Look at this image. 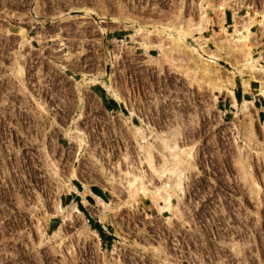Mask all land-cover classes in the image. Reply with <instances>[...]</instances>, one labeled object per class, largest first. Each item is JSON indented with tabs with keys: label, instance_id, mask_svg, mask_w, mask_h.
Listing matches in <instances>:
<instances>
[{
	"label": "rangeland",
	"instance_id": "1",
	"mask_svg": "<svg viewBox=\"0 0 264 264\" xmlns=\"http://www.w3.org/2000/svg\"><path fill=\"white\" fill-rule=\"evenodd\" d=\"M198 1L0 0V244L15 246L12 259L7 245L2 248V264L150 260L148 251L156 249L154 243L174 224L170 219L183 213L171 197L175 187L181 192L184 178L203 188L212 180L217 183L212 195L218 191L227 199L233 191L246 198L249 182L254 199L249 203L255 243L251 264H264V97L259 83L264 74L249 68L245 74L232 71L243 68L245 51L262 57L264 65L263 0H238L241 15L235 10L230 26H220L219 14L207 12L211 7L223 13L229 1L201 3V10ZM253 3L257 8L247 10ZM230 17L228 11V23ZM249 22L248 38L237 41ZM192 46L203 48L204 56ZM95 74L103 81L110 78L123 100H115L103 83L78 89L80 76ZM19 81L29 91H20ZM245 81L250 91L244 90ZM14 84L24 94L12 95ZM228 85L244 94L240 105ZM244 99L252 101L248 113L241 110ZM102 100L112 103L109 110ZM137 121L147 130L148 144L132 133ZM76 129L84 133L85 143L75 138ZM239 134L244 135L242 160L256 156L255 169L247 163L241 173L233 145L234 140L239 146ZM239 174L244 182L235 181ZM137 175L143 180L135 189L129 181ZM89 185L102 190L100 198L108 208L98 196L90 199L94 207H77L76 187L84 195ZM143 195L152 198L158 213L169 211L170 225L155 218L154 206ZM227 199L223 215L214 216L224 234L216 235L218 241L207 236V260L247 264L246 250L239 248L240 258L228 248L236 243L229 224L237 203ZM241 211L245 213L237 219L245 229L247 208ZM99 221L114 234L108 245V233L93 230L92 223ZM160 223L161 236L156 233ZM215 225L218 231L221 227Z\"/></svg>",
	"mask_w": 264,
	"mask_h": 264
},
{
	"label": "built area",
	"instance_id": "2",
	"mask_svg": "<svg viewBox=\"0 0 264 264\" xmlns=\"http://www.w3.org/2000/svg\"><path fill=\"white\" fill-rule=\"evenodd\" d=\"M201 1H202V4L204 3L205 5H207V3L218 2L220 0H199L197 5H200ZM249 5L251 6V8L248 7ZM263 5H264V0L262 1V6ZM199 7H202V6H199ZM184 8L185 6L183 7V9ZM253 8H257L255 6V3L247 5V10L252 11ZM207 9H208L207 10L208 15L210 16L209 11L214 12V10L211 7H208ZM262 9H264V7ZM247 10L245 11V13L247 12ZM228 11L229 13H231V17H230L231 23L227 22V12ZM237 14L238 16L241 15L240 6L237 8ZM221 15H223V18H224L223 24L227 23V25L229 26L230 24L233 23L234 14H233L232 8H225ZM257 25H260V24L257 23ZM251 27L252 25L250 26V29ZM19 84H20V88L18 89H20V91H24V92L29 91L30 88L28 87V85L27 86L23 85L22 81ZM14 86H15L14 88H11L12 95H16V94L21 95V93L24 94V92H16L18 90H16L17 87L15 84ZM243 136H244L243 134L237 135V137H239L240 139ZM232 139H233V136H232ZM240 139L238 141L239 146L236 147V145L234 144V140H233V145H234V153H235L234 158L235 160H239V164L237 166H238V169H240V173H241L242 172L241 167L243 165H246L247 163L252 165L253 169H255V157L256 156L255 155L253 156L251 154L250 159L249 158L245 159V161L242 160L243 156L245 155V151L240 149L241 148L240 145L241 146L243 145V140L242 139L240 140ZM239 149L241 151H239ZM196 155L197 154H195V158L196 160H198V157ZM241 161L243 164L240 163ZM197 170L199 169L197 168ZM174 177L175 176H172L171 179H173ZM239 179L244 182V180L240 178V174L238 175L237 178L235 177V181H238ZM188 181L189 180H186L184 178V181L182 182V184L184 185V192H180L178 187H175V190L173 189L174 193L172 194L171 201L175 204L177 203L181 204L183 207V213H181L179 217L170 219V221L174 222V224L178 223L176 225L168 224L167 222V216L169 215L168 210H164L161 213H158L153 204L152 198L150 196L143 195L144 199L148 200L149 203H152V205L154 206L155 214H156L155 218L162 219L164 223L166 224V227L168 225L170 226L168 230L166 231L168 233L166 235L163 230H160L161 228L160 225L162 223L157 224V227L159 230L156 233L159 234V236L163 235L162 233H164L165 234L164 236L166 237H164L159 243L157 244L154 243V246L156 247L155 250L151 249V251H148V253H150V257H153V258H150V260L149 259L145 260L142 258L143 261L140 262L139 264H210L209 261L207 260V252H206L207 246L205 245V243L211 240L209 239L210 237L215 238L216 235L223 233V229L225 230V227H223L220 223L221 221H215L216 222V225H215L214 216L216 217L218 213H220V215H223V210L225 207L223 202L226 201L227 198L225 197L226 195L220 194L218 191H217V195L215 196L212 195V190H211L212 186L217 184L216 182H213L212 180H210L211 183L209 186L207 185L208 187L206 188L205 187L203 188L201 186L193 187L191 183L189 184L190 181L189 182ZM155 182H158V178L155 179ZM246 191H247L246 198L243 195L240 196L238 194H235L233 191L229 193L232 195V197H229L230 199L229 198L227 199V201H230L232 203L234 202L237 203V204H232V207H233L232 212L234 214L235 220L233 216H231V220L233 221H231V223L229 224L233 229L232 234L235 235L234 241L236 243H235V246H234V243H232L231 244L232 246L228 248L234 249V254H238V257L240 258L242 257V254H240L239 248L242 249L241 252L246 250L247 253H244V254H246L245 256L248 257L247 264H251L253 262V258H255V251H254L255 243H254V237H253L254 230L253 228H251V222L249 223V221H251L250 218L253 215V211H252L253 208L250 207V204L254 203V199L251 197L252 192L250 191L248 181L246 183ZM245 201H247L248 205L244 204ZM160 202L162 203L163 200H160ZM242 207L247 208V214H246L247 221L244 222L245 229L242 226H240L239 220L237 219L240 216H243L242 213H245V211H241ZM143 210L145 209L143 208ZM90 220H91L90 217L86 218L87 222H90ZM150 222H152L153 224L156 223L154 221H150ZM99 223L101 224L100 226L102 228V232H107L108 235L111 236L110 239L107 238L105 240V244L108 245V243H110L112 240L115 239L113 236L114 234L106 229V225L103 224V222L99 221ZM212 224L215 225V228L216 227L217 228L221 227V228L218 231L217 230L215 231L214 227L211 226ZM93 230L96 231L97 234L98 233L100 234V231L97 228L93 227ZM246 235L248 236L245 237ZM207 236H210V237L208 238ZM215 239L216 241H218L217 237ZM219 239L221 240L220 237ZM236 262L239 263V260H236Z\"/></svg>",
	"mask_w": 264,
	"mask_h": 264
},
{
	"label": "bare ground",
	"instance_id": "3",
	"mask_svg": "<svg viewBox=\"0 0 264 264\" xmlns=\"http://www.w3.org/2000/svg\"><path fill=\"white\" fill-rule=\"evenodd\" d=\"M225 0H220V1H218V2H213V3H207V4H216V5H219V4H223V2H224ZM226 1H229V3H228V5H229V7H227V8H232V10H233V14H234V11L236 10L237 11V8L239 7V6H237L238 5V3H240V1L238 2V0H226ZM204 2V1H203ZM221 2V3H220ZM238 2V3H237ZM201 3H202V1L200 2V6H201ZM204 4V3H203ZM205 5V4H204ZM240 5V4H239ZM237 6V7H236ZM200 8V10H201V7H199ZM214 12H218L220 15H218V21H219V25L221 26V25H223V26H225V24H223V21H222V18H223V15H221L222 14V11H214ZM199 16H200V12H199V14H198V17H194V21L196 22V21H198L199 20ZM189 17H192V16H189ZM188 18V17H187ZM211 18V17H210ZM240 18V17H239ZM250 18L251 19H256V16L254 15H250ZM262 20L264 21V15H263V17H262ZM211 21V20H210ZM234 21H235V15H234ZM210 24H211V22H210ZM251 24H252V22H249L247 25H245L244 26V29H245V32H240L239 33V36H236L235 38H236V40L237 41H239V40H241V39H245V38H248V36H249V29H250V26H251ZM233 25V24H232ZM210 26V25H209ZM208 26V27H209ZM230 26V25H229ZM203 29V28H202ZM186 35L187 34H181V40H183V42L184 43H186V44H188V42H187V39H186ZM205 36V35H204ZM194 42V41H193ZM184 43H183V45H184ZM243 44H246V42L244 41V42H242ZM178 45V44H177ZM194 45V44H193ZM241 46H244V47H246V45H241ZM193 47V46H192ZM180 49H181V47H179ZM248 48V47H247ZM177 49V48H176ZM186 49V48H185ZM192 49H194V50H196V51H198V53H200L201 55H203L204 56V54H205V52L203 51V48H201V47H193ZM243 49V48H242ZM245 50H246V48H245ZM245 55V61H246V63L245 64H243L242 65V69L241 70H239V69H236V68H232V71L234 72V73H236L237 71L238 72H240L241 74H245V71H243V70H245L246 68H249V69H251V70H255V71H259L260 73H263L264 74V65H262L261 64V60H262V57H259V58H254L253 56H252V54L250 53V52H248V51H245V52H243ZM167 54H169V53H167ZM178 58H179V56H178ZM177 58V59H178ZM183 58H185V57H183ZM182 58V59H183ZM244 58V57H243ZM187 60H188V57L186 58ZM185 60V59H184ZM180 62V61H179ZM181 62H183V61H181ZM22 70H24V67L23 66H21L20 67V72H23ZM77 79V78H76ZM252 79L254 80V81H259V79L258 78H256V77H254V75H252ZM77 85H78V89L79 90H81L83 87H85V85L88 83V84H96V83H103L104 84V86H105V89H106V91L110 94V95H112V97L115 99V100H119V101H122L123 99H122V97L119 95V93L117 92V90H116V88H115V86L113 85V83L111 82V80H110V78H109V80L108 81H103V79H102V77L100 76V75H93V76H88V77H79L78 78V80H77ZM259 83H261V94H262V96L264 97V81H262V82H260L259 81ZM228 87V90L230 91V93L233 95V90L231 89V87H229V85L227 86ZM250 89V82H248V81H245V84H244V90L245 91H250L249 90ZM252 108V101L251 100H244L243 101V103H242V108H241V110H242V112H246V113H248L247 111H250V109ZM132 115H135V113L134 112H132ZM125 122H126V120H125ZM251 124V123H250ZM135 125V127H134V131L132 132L134 135H136L137 137H139V140H140V143H142V144H146L147 142H149L147 139H146V135H147V130L145 129V127H143V125L141 124V123H138V121H137V123H135L134 124ZM132 129V128H131ZM172 133V132H171ZM177 133H179V132H177ZM74 135H75V138H80L79 140H81L80 141V143L82 144V142H84L85 143V137L84 138H82L81 137V135H84V133L81 131V130H78V129H76L75 130V132H74ZM168 140V139H167ZM170 142V141H169ZM236 142H238V140H236ZM166 143H168V141L166 142ZM148 144V143H147ZM169 144H172V143H169ZM168 144V145H169ZM167 145V146H168ZM175 146L176 145H178L176 142H175V144H174ZM145 146V145H144ZM168 147H170V146H168ZM167 147V148H168ZM173 147V146H172ZM172 147L171 148H168V149H172ZM174 148V147H173ZM177 148V147H176ZM175 148V149H176ZM175 149H173V150H175ZM147 150V149H146ZM148 151H150V150H147V152ZM149 153V152H148ZM147 153V154H148ZM178 153V152H177ZM151 154L152 153H150L149 155L151 156ZM148 155V156H149ZM188 156L191 158V159H195V155L193 154L192 155V153L191 152H188ZM152 157V156H151ZM175 157L177 158V155H175ZM179 158V157H178ZM147 159V158H146ZM148 160V159H147ZM152 159L150 158L148 161L149 162H151V164H153V162L151 161ZM165 165V164H164ZM158 168V167H157ZM166 170V172H167V169H165ZM164 171V170H163ZM169 171V170H168ZM132 173V172H131ZM164 173V172H163ZM180 174H182V173H180ZM134 176V175H133ZM141 176V175H140ZM139 175H137V176H135L134 178H132V179H130V181H129V186L130 187H134L135 189H136V187L138 186V184H139V182H140V177ZM184 177V176H183ZM182 176H181V178H183ZM142 180H143V177L141 178ZM182 180V179H181ZM180 187H181V192H184V187L182 186V185H180ZM183 187V188H182ZM138 188V187H137ZM140 188V187H139ZM97 198H99L100 200H101V204L105 207V208H108L109 207V203L108 202H106V201H104V200H102L99 196L97 197ZM168 207L170 208L171 206V201L170 200H168Z\"/></svg>",
	"mask_w": 264,
	"mask_h": 264
},
{
	"label": "crops",
	"instance_id": "4",
	"mask_svg": "<svg viewBox=\"0 0 264 264\" xmlns=\"http://www.w3.org/2000/svg\"><path fill=\"white\" fill-rule=\"evenodd\" d=\"M234 93H233V95H231L232 96V98H233V101L235 102V104H237V105H240V98H241V96H242V98H244L245 96H244V94H242V93H238L237 94V92H236V90H234L233 91ZM244 100H246V99H244ZM243 100V101H244ZM248 100V99H247ZM255 105V104H254ZM259 117V119H260V116H258ZM92 186L93 185H89L88 186V191L84 194V195H82V193H81V191L83 190H80V188L79 187H76V190H75V196H76V205H77V207L79 208V206L80 205H84V206H86L87 204H89V206H88V209H90V208H92V207H94L95 205H93L92 207H91V201H90V199H96V197L97 196H99V197H101L99 194H97V193H95L94 191H93V189H92ZM98 188V187H97ZM102 198V197H101ZM99 223V222H98ZM100 224V223H99ZM101 225V224H100Z\"/></svg>",
	"mask_w": 264,
	"mask_h": 264
},
{
	"label": "flooded vegetation",
	"instance_id": "5",
	"mask_svg": "<svg viewBox=\"0 0 264 264\" xmlns=\"http://www.w3.org/2000/svg\"><path fill=\"white\" fill-rule=\"evenodd\" d=\"M94 91V93H96V94H99L98 93V90L96 91V90H93ZM110 105H112V103L111 102H109V100L107 101V102H104V100H102V106H103V108L105 109V110H109L110 109ZM115 106L117 105V106H120L121 108H122V105H123V102H122V105L120 104V103H118V104H114ZM124 107V106H123ZM125 108V107H124ZM7 245V244H6ZM5 245V246H6ZM5 246H3L2 244H0V251L2 250V248L4 247L5 248ZM7 251H8V253L9 254H11V258H9V259H12L13 257H15V255H14V253H13V247H15V246H13L12 244H8L7 246ZM14 255V256H13ZM0 264H2L1 262H0Z\"/></svg>",
	"mask_w": 264,
	"mask_h": 264
},
{
	"label": "trees",
	"instance_id": "6",
	"mask_svg": "<svg viewBox=\"0 0 264 264\" xmlns=\"http://www.w3.org/2000/svg\"><path fill=\"white\" fill-rule=\"evenodd\" d=\"M92 189H93V191L95 192V193H97V194H99L101 197H103V192H102V190L101 189H99V188H97V186H92ZM92 225H93V227L94 228H97L100 232L102 231V228H101V226H100V224L99 223H97V222H93L92 223ZM106 238H111V236L110 235H106Z\"/></svg>",
	"mask_w": 264,
	"mask_h": 264
}]
</instances>
